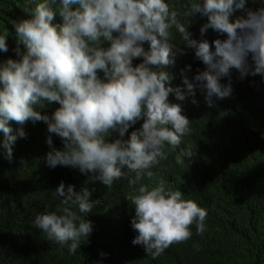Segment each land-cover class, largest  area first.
Returning <instances> with one entry per match:
<instances>
[{
	"label": "trees",
	"instance_id": "obj_1",
	"mask_svg": "<svg viewBox=\"0 0 264 264\" xmlns=\"http://www.w3.org/2000/svg\"><path fill=\"white\" fill-rule=\"evenodd\" d=\"M0 264H264V0H0Z\"/></svg>",
	"mask_w": 264,
	"mask_h": 264
},
{
	"label": "clouds",
	"instance_id": "obj_2",
	"mask_svg": "<svg viewBox=\"0 0 264 264\" xmlns=\"http://www.w3.org/2000/svg\"><path fill=\"white\" fill-rule=\"evenodd\" d=\"M80 29L76 31L75 35L69 34V31L66 30L65 35L58 45V52H62L63 56L59 57V60L56 62L51 61V63L61 66L66 73L70 72V69L73 67L75 62L81 58L83 52V45L81 44H72L68 43V40L75 37L79 33ZM94 32L93 25H91V35ZM189 35L186 33L183 35V38H188ZM157 55V54H156ZM152 239L155 238V234L151 231Z\"/></svg>",
	"mask_w": 264,
	"mask_h": 264
}]
</instances>
